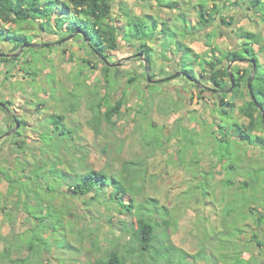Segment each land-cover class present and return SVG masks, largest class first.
I'll return each mask as SVG.
<instances>
[{"label": "rangeland", "instance_id": "obj_1", "mask_svg": "<svg viewBox=\"0 0 264 264\" xmlns=\"http://www.w3.org/2000/svg\"><path fill=\"white\" fill-rule=\"evenodd\" d=\"M126 2L136 13L169 15L165 9L155 8L153 0ZM121 12L114 0L113 16ZM225 13L237 17L233 29L242 26L264 36V23L258 16L234 7ZM34 26L29 22L0 23L5 34L13 32L20 36L18 40L28 39L12 52L13 41L0 32V52L18 53L15 57H19L14 62L0 59V100L10 101L21 114L30 101L40 103L33 112L47 125L50 114L73 106L77 111L68 113L67 123L77 129L78 136L70 141L71 134H66L64 142L69 144L59 143V151L56 134L40 139L38 130L32 129L31 145L25 143L20 149L15 144L20 139L13 135L6 141L10 150H0V172L6 178L0 175V264H96L111 250L124 254L126 264H264V223L258 229L254 222L258 212L264 214V147L248 144L234 131L237 123L246 132L264 135V127L247 125V118L237 108L232 119L220 120L218 95L207 90L200 98L184 79L147 86L176 71L180 54L172 55L173 46L152 44L155 78L146 81L136 49L122 42L108 59L120 62L118 71L110 73L116 82L106 87L103 61L89 53L84 39L61 34L66 40L58 43V35ZM226 26L218 29L215 22L184 42L208 58L205 34L210 31L215 34L213 45L228 51L238 39L230 32L231 25ZM222 29L226 35H220ZM24 43L36 45L19 51ZM163 52L170 60H164ZM84 58L92 64H84ZM258 58L264 64L263 55ZM94 65L96 69L91 68ZM236 65L249 68L250 62ZM161 68L165 72L161 73ZM137 74L135 81L127 82V77ZM123 94L124 104L114 125L102 123L96 134L87 124L90 107L99 101L104 111ZM244 98L248 97L242 90L232 101L237 106ZM6 120L9 117L0 108V133L7 128ZM24 150L31 153L29 158ZM25 160L30 165H23L28 176L21 171ZM126 162L134 169L132 176L122 172ZM39 163L41 167H37ZM230 164L233 167L227 168ZM81 165L114 175L122 172L133 179L129 185L132 193L123 201L129 203L132 196L140 210L121 213L114 208L119 203L115 199L71 194L57 170L68 171L72 166L79 171ZM227 179L233 184L226 185ZM6 180L15 181L14 188H9ZM19 185L25 186L28 194ZM142 214L155 225L153 245L160 247V255H154L155 250L141 254L138 241L132 239L131 227ZM129 243L135 246L132 253L128 252ZM166 246L175 251H164Z\"/></svg>", "mask_w": 264, "mask_h": 264}, {"label": "trees", "instance_id": "obj_2", "mask_svg": "<svg viewBox=\"0 0 264 264\" xmlns=\"http://www.w3.org/2000/svg\"><path fill=\"white\" fill-rule=\"evenodd\" d=\"M113 2L114 0H0V23H15L17 25L26 22L33 23L35 29H39L46 34L58 35V43L66 40L61 34H72L77 38L84 39L83 43L90 50L89 53L103 61L101 69L106 87L116 82L110 73L111 71H118L119 68L117 66H107L105 61H109L108 59L113 51L121 48L122 42L133 46L137 54L139 52L143 53V57L138 59L142 60L146 81H148V78L143 60L146 62L150 78H155L152 72L155 66V47L152 44L161 42L164 48L173 46L171 52L180 54V58L175 62V66H178L176 71L162 75L163 77L154 81V84L151 83L152 85H150L148 83L147 86H155L157 83L168 82L170 79H184L188 86L190 85L197 91L196 95L200 98L207 90L218 95L219 100L216 106L222 117L220 120H225L224 118L232 119V113L237 108L240 115L247 118V125L255 127V129L264 127V64L258 58L259 54L264 57V36L242 26L233 29L237 24V17L227 15L224 11L227 6L239 8L247 11L248 14L252 13L258 16L264 23V0H194L188 1L186 5H183L185 0H156V5L159 8L169 10L168 16L147 11L136 13L129 7L127 8L125 0H118L122 12L120 15L113 16ZM189 8L193 9L196 17L195 22L191 19L192 16L188 12ZM215 22H217L218 29L221 26L227 28L226 25H231L229 30L231 34L232 32L235 33L238 40L233 43V48L228 51H220L216 45H213L215 34L209 31L205 34V42L207 47L210 48V55L208 54V58L203 57L188 46L184 39L187 37L195 38L199 31H203ZM4 31L3 28H0L1 34L5 35L3 38L5 37V39L14 43L11 44L12 52L17 50L22 42L28 41V39L18 40L20 36L14 35L16 33L9 32V34H5ZM225 32L223 29L219 30L220 35H224ZM17 42L19 44H16ZM42 45L50 47L51 44L42 43ZM162 57L164 60H170L164 52ZM247 58H255L256 60V70L252 79L253 67L251 63L249 68H241L236 65L237 62L241 61H237L228 70L231 61ZM0 59L4 62H14L18 61L19 57L4 55ZM82 61L87 66L92 64L88 58H84ZM196 65L200 66L199 71L196 70ZM91 68L96 69L97 65ZM162 71L165 72L163 68L160 69L161 73ZM229 71L232 72L235 83L230 92H225L223 90L231 86ZM136 76L139 75L127 77V82L132 83L137 79ZM249 81L253 96L248 90ZM242 90H245L248 98H244L241 104L236 106L235 100H232L236 99ZM3 102L10 103V101ZM123 104L124 94L106 106L104 111H102V104L98 101L96 106L91 107L92 116L87 124L96 134L99 133L102 123L114 125V118L120 113ZM39 105L40 103L37 102V106ZM64 119V114H50L47 120L53 130L42 131L40 139L53 133L56 134L55 139L66 140L65 135L71 133V130L67 128ZM219 127L223 128V125H219ZM234 131L248 144L258 143L264 147V135L246 132L242 125L237 123ZM15 144L20 149L25 146V142L18 143V140L15 141ZM232 167L233 164L227 166V168ZM68 170L60 171L58 169L57 171L63 175V180L67 183V190L71 194L83 196L91 194L90 199L100 196L115 199L119 203L114 208L118 207L121 213L132 214L133 209L140 210L134 203L132 196L129 198V203L123 201L126 194L132 193L129 185L133 184V179L128 176H132L131 171L134 169L130 166V162H126L122 169V172L128 173V176L123 175L122 172L114 175L85 168L82 165L79 171H75L72 166ZM8 182L10 188H14L15 181L9 180ZM225 183L230 186L233 181L227 179ZM19 186L22 187H20V190L27 193L25 186ZM152 201L156 202L155 199ZM252 210H250V213H253ZM256 215L254 222L259 229L264 223V214L258 212ZM131 229L132 239L138 241L141 254H147L151 252L150 250H155L154 255H160V247H154L153 245L155 225L149 217H146L145 214L138 215L135 226L132 225ZM256 236L257 234H254L253 238ZM134 251L135 246H131L129 243L128 252L132 253ZM164 251L175 250L173 246H166ZM199 252L200 250L195 255ZM96 264H126V257L117 250H111Z\"/></svg>", "mask_w": 264, "mask_h": 264}, {"label": "crops", "instance_id": "obj_3", "mask_svg": "<svg viewBox=\"0 0 264 264\" xmlns=\"http://www.w3.org/2000/svg\"><path fill=\"white\" fill-rule=\"evenodd\" d=\"M126 1V0H125ZM188 1H194V0H185V2H183V5H186L187 4V2ZM153 2H154V4L156 5V0H153ZM152 2V3H153ZM127 3V2H126ZM159 8L157 5L155 6V8ZM230 8V6H227V7H225V9H224V11H228V9ZM159 9H161V8H159ZM162 9H165L166 11H169L167 8H162ZM188 12H189V14L191 15V14H194L193 13V9L192 8H189L188 9ZM192 16V15H191ZM191 19H192V17H191ZM160 41H162V40H160ZM52 44V43H51ZM54 44V43H53ZM173 56H175V54H172ZM13 94V93H12ZM34 105V106H33ZM12 107H14V109H15V112L17 113V115H18V118L20 119V121L21 122H23L22 123V134L21 135H17V138H19L20 140H18V143H22V142H25L27 145H31V142L32 141H30L31 139H30V130H38L37 131V134H38V136L40 137L41 136V132L42 131H51V130H53V127L49 124V125H47L46 123H44V120L42 119V117H41V115L39 114V113H35V112H33V111H35V108H36V106H37V102L35 103V104H33L31 101H30V103H28V104H26L25 105V108H24V112H22L23 114H21V113H19L18 112V109H17V107H15V106H13V105H11ZM39 106H41V104L39 105ZM67 107H70V108H67V110H66V107L64 108L66 111H62V113H60V114H64L65 115V119H64V122L66 123V125H67V128H69L70 130H71V133H68V134H71V138H70V141H74L75 140V138H76V136H78L77 135V133H78V131H77V129H75V128H73V127H71L70 126V124L69 123H67L68 121H69V119L68 118H70V117H68V113H69V115H71L72 113H74V111H75V108L73 107V106H67ZM91 108V107H90ZM25 110H26V112H25ZM77 111V110H76ZM75 111V112H76ZM28 112V113H27ZM71 112V113H70ZM25 114V116H23ZM16 116V115H15ZM91 116H92V114H91V111H90V118H91ZM16 118H17V116H16ZM89 118V119H90ZM88 119V120H89ZM87 120V121H88ZM5 124H7L8 125V123H9V121L8 120H6L5 122H4ZM105 123V122H104ZM1 124H3V123H0V125ZM39 137L37 138V145L39 144V142H40V140H39ZM27 140V141H26ZM59 143H63V145H65V142L63 141V140H61V139H59V141H58V149H59V151H60V147H61V145H59ZM25 144V145H26ZM69 143H66V145H68ZM65 145V146H66ZM29 153V152H28ZM27 153V151L26 150H24V155H25V158H29L28 156H31V153L30 154H28ZM21 162V161H20ZM21 165L23 166H30V165H28L27 164V161L25 160V161H23V163L21 162ZM0 166H2V165H0ZM22 167V169H21V171H23L24 173H25V176H28L27 175V173H26V170H27V168L26 167ZM38 166H41V163H39L38 165H37V167ZM3 167V166H2ZM73 168H75V167H73ZM64 168H61V170H63ZM69 171V170H68ZM2 173L0 172V175H1ZM4 175V174H3ZM2 175V176H3ZM24 178V177H23ZM7 181V180H6ZM8 182V181H7ZM19 182H21V183H23V182H25V181H21V179H19ZM8 184V183H7ZM9 185V184H8ZM9 188H10V185H9ZM4 207V206H3ZM7 215L8 216H10V210H7Z\"/></svg>", "mask_w": 264, "mask_h": 264}, {"label": "water", "instance_id": "obj_4", "mask_svg": "<svg viewBox=\"0 0 264 264\" xmlns=\"http://www.w3.org/2000/svg\"><path fill=\"white\" fill-rule=\"evenodd\" d=\"M36 45V43H24L20 48H19V51H21L24 47H26V46H35ZM18 53H1L0 52V56H16ZM138 56L139 57H143V53L142 52H139V54H138ZM243 60H247L248 62H250L251 64H252V67H253V70H252V73H251V79L253 78V75H254V72H255V70H256V60H255V58H247V59H239V60H233V61H231L230 63H229V65H228V70L231 68V65L233 64V63H235V62H237V61H243ZM144 61V64H145V70H146V73H147V78H148V81H151V80H153V79H151L150 78V76H149V74H148V72H147V66H146V62H145V60H143ZM105 63H106V65L107 66H118L119 64H120V62H116V63H111V62H109V61H105ZM229 77H230V80H231V86L228 88V89H225V90H231L233 87H234V78H233V74H232V72L231 71H229ZM250 79V80H251ZM248 90H249V92H250V94L253 96V94H252V92H251V88H250V81L248 82ZM0 106L1 107H4V108H7L8 110H9V107L6 105V103H4L3 101H0ZM12 116L14 117V118H16V116H15V114H12ZM17 126H18V123H17ZM13 130H15V129H13ZM11 134V132H7L6 134H5V136H8V135H10Z\"/></svg>", "mask_w": 264, "mask_h": 264}, {"label": "flooded vegetation", "instance_id": "obj_5", "mask_svg": "<svg viewBox=\"0 0 264 264\" xmlns=\"http://www.w3.org/2000/svg\"><path fill=\"white\" fill-rule=\"evenodd\" d=\"M0 101H2V100H0ZM6 105L9 107V110L7 108L0 106V108L3 109L9 117V120H8L9 123H8V125L6 124L7 128L0 133V150L4 149L5 151H9L11 144L9 142L6 143V141L8 138L12 137L13 135H21L22 134V130H23L22 129V123L23 122H21L20 119L18 118V115L15 112L14 107H12L10 103H6ZM12 114H15L17 116V118H14L12 116ZM17 123H18V126H17ZM13 129H15V130H13ZM7 132H11V134L8 136H5V134Z\"/></svg>", "mask_w": 264, "mask_h": 264}]
</instances>
